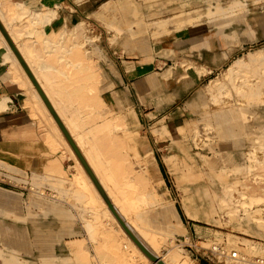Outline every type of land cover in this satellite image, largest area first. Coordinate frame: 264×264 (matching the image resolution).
Segmentation results:
<instances>
[{
    "label": "rangeland",
    "instance_id": "374dc122",
    "mask_svg": "<svg viewBox=\"0 0 264 264\" xmlns=\"http://www.w3.org/2000/svg\"><path fill=\"white\" fill-rule=\"evenodd\" d=\"M91 8L96 12L81 21L98 22L99 29L89 24L87 36L96 40L103 28L111 55L121 54L125 45L132 44L141 54V63L147 62L141 73L149 72L147 77L152 74L158 79L156 83L147 80L155 100L149 99L151 110L141 107L147 123L142 130L148 147L157 150L166 181L158 174L156 190L173 198L175 217L180 215L188 233L175 228L163 239H172V244L196 264L199 258L207 264H264V0H97ZM165 26L168 31L157 30ZM174 29L180 30V36L187 32L203 37L213 32L233 36L232 42L237 43L232 61L199 80L190 96L181 93L182 100L187 98L183 105H170L160 95L164 85L159 77L171 88L173 81L206 74L207 68L180 58L177 49L154 46L152 36ZM173 68L181 72L179 76L173 75ZM249 77L262 85L258 89L244 86ZM3 106L0 103V110ZM149 165L148 161L142 163L147 169ZM68 172L73 170L62 171L65 177L60 181H49L70 188H37L39 179L30 183L34 177L24 169L0 162V264L3 255L12 250L4 244L11 237L19 240V257L27 256L31 264H111L103 236L112 230L104 221L94 225L98 232L92 235L85 226L87 215L81 214L88 237L80 241L79 254L72 253L73 239L65 241L63 253L55 254L54 239L45 238V217L64 218L48 225L69 229L73 234V202L83 207L94 205L91 198L85 202L75 196L73 201ZM77 185L85 192L86 187ZM254 194L261 198L250 202L248 196ZM74 208L80 215V205ZM212 244L219 248L212 249ZM169 247V242H162L158 254L164 255ZM41 254H49L51 262H42ZM249 256L257 261H250L253 259ZM140 263L134 259L130 264Z\"/></svg>",
    "mask_w": 264,
    "mask_h": 264
},
{
    "label": "crops",
    "instance_id": "0c3cea01",
    "mask_svg": "<svg viewBox=\"0 0 264 264\" xmlns=\"http://www.w3.org/2000/svg\"><path fill=\"white\" fill-rule=\"evenodd\" d=\"M96 1L0 0V20L104 190L102 180L117 189L126 185L136 187L146 201L145 209L138 210V222L146 230L151 228L155 231L161 237V242H169L163 239L165 234L175 228L182 230V225L185 228L182 231L187 230L178 213L182 225L176 222V208H162L165 201L173 198L162 196L156 190L154 181L158 174L165 184L166 181L157 159V150L155 152L154 147H148L142 130L147 123L141 107L144 105L145 109L151 110L152 106H147L152 105L149 99L152 97L155 100L148 89L147 80L156 83L158 79L152 74L147 77L149 72L141 73L147 62L141 63L138 57L141 54L132 44L129 47L125 45L121 54L111 55L109 39L104 36L103 28L96 40L87 36V26L91 24L99 29V23H84L81 19L96 12L91 8ZM105 4L104 11L108 9ZM227 9L234 10L226 8L225 11ZM157 30L168 31L166 26ZM179 31L174 29L168 33H152L154 46L177 49L180 58H187L198 67L207 68V73L182 82L173 81L171 88L168 87L170 83L165 85L166 82L160 76L165 87H162L160 95L168 99L170 105H183L187 98L182 100L181 93L190 96L198 87L199 80L227 65L237 53V43L231 40L233 36H220L213 32L203 37L202 34L193 36L187 32L182 37ZM2 36L0 100L4 101L5 107L0 110V162L24 169L30 178L34 177L29 182L39 179L37 188L44 189L70 188L65 183L59 186L49 180L60 181L65 177L62 171L71 169L73 172L66 173V177L73 187V201L75 196H79L87 202L86 193L77 185L80 161L55 119L42 105L36 89V92L32 89L34 86L24 74L16 56L8 53L6 40ZM171 72L174 76L181 73L176 68L171 69ZM167 77L166 74L164 78ZM147 161L150 162L148 169L142 166ZM83 171L88 175L84 168ZM31 202L27 201L28 204ZM73 204L80 205V215L73 205V234L69 229H54L48 225L53 221H64V218L54 215L44 218L47 223L45 238L54 239L55 254L63 253L65 241L72 239L75 241L73 252H82L80 241L88 237L80 217L82 209L86 207L76 200ZM135 232L151 249L148 242ZM44 253L49 252L44 250ZM198 264L207 263L199 258Z\"/></svg>",
    "mask_w": 264,
    "mask_h": 264
},
{
    "label": "bare ground",
    "instance_id": "6f19581e",
    "mask_svg": "<svg viewBox=\"0 0 264 264\" xmlns=\"http://www.w3.org/2000/svg\"><path fill=\"white\" fill-rule=\"evenodd\" d=\"M1 32V31H0ZM2 33V32H1ZM0 35H3L1 34ZM4 37V36H2ZM5 38V37H4ZM6 40V39H4ZM6 42L8 53L12 56H16L14 52L12 51L11 47L9 46L8 42ZM17 58V57H16ZM15 58V59H16ZM18 60V59H17ZM19 61V60H18ZM20 63V62H19ZM21 64V63H20ZM22 66V65H21ZM238 66V65H237ZM240 66V65H239ZM23 68V67H22ZM24 69V68H23ZM227 70L225 76L228 75L227 72H229V69ZM24 70V74H25ZM27 74V73H26ZM25 74V75H26ZM224 76V77H225ZM26 77L29 78L28 75ZM30 79V78H29ZM214 79V78H212ZM210 79V80H212ZM31 81V80H30ZM32 83V82H31ZM243 85H251L250 87L252 89H258L260 85H262V82L255 80L252 77H249L247 81L243 82ZM34 84L32 83V87ZM35 91V86L32 88ZM37 91V89H36ZM35 91V92H36ZM38 91L36 92V94ZM46 94V93H45ZM38 98L40 99L42 105H44V108L46 109L47 106L44 103L42 97L37 94ZM47 96V95H46ZM48 98V97H47ZM49 99V98H48ZM50 101V100H49ZM0 103L3 104L4 101L1 99ZM52 104V103H51ZM48 109V108H47ZM49 111V109H48ZM50 112V111H49ZM51 114V112H50ZM52 115V114H51ZM53 117V115H52ZM54 118V117H53ZM56 121V120H55ZM57 123V122H56ZM58 125V124H57ZM59 126V125H58ZM60 128V127H59ZM61 130V129H60ZM62 131V130H61ZM63 133V132H62ZM64 135V134H63ZM65 136V135H64ZM66 138V137H65ZM67 140V139H66ZM69 143V142H68ZM71 146V145H70ZM72 148V147H71ZM73 149V148H72ZM74 151V150H73ZM75 153V152H74ZM76 154V153H75ZM77 156V155H76ZM78 158V157H77ZM168 159L171 160L170 155L168 156ZM79 160V158H78ZM77 161V160H76ZM80 161V160H79ZM78 163V162H77ZM81 163V162H80ZM82 165V163H81ZM81 165L78 163V166L80 167V174L78 175V183L82 187H86L85 192L86 198H91L93 201V207L92 205L89 204V207H86L85 209H82L83 211L82 214H86L87 220H85V226L89 230L90 234L95 235L97 229L94 227L95 224H99L100 221H104L105 225H108L109 228H111L112 231H115L112 233V231L107 230L110 234L107 236H103V244L107 246L108 249V254L107 258L108 261L111 262V264H130L133 262L134 259H139L141 261L140 264H158L157 262H153L140 248L139 246L133 241V239L129 236V234L125 231L123 226L120 224L116 216L113 214L105 200L103 199L102 195L98 191L97 187L93 183L92 179L90 178L89 175H86V173L83 171V168ZM83 166V165H82ZM85 169V168H84ZM86 171V170H85ZM88 174V173H87ZM103 185L105 186V189L109 196L112 199V203L119 213L121 217L124 219L125 223L129 226V228L133 231V233L137 236V233L135 230L138 232L139 235H141L147 242L148 244L154 248V249H149L147 245L139 240L155 255L159 256L165 264H195L190 257H188L186 254L182 253L176 246L175 244H172V239H168L170 243V247L168 248L167 254H164L163 256H160L157 252V249L160 247L162 244L161 242V237L157 236L158 234L153 231L151 228H147L146 230L140 222H138L139 219V213L138 210L145 209L146 206V201L145 197L143 196V193L139 191L136 187L133 185H126V186H120L119 189H117L114 185H108L104 180ZM250 202L260 199V195L254 194V196H248ZM256 198V199H255ZM110 199V200H111ZM245 201V199H243ZM221 202V201H220ZM224 202V200H223ZM246 202V201H245ZM225 205V203H223ZM257 204V203H256ZM139 208V209H138ZM162 208L165 210L167 208L174 209V202L172 199L165 201V204L162 206ZM119 209V210H118ZM101 215L103 217L97 218L94 217L95 215ZM175 214V212H174ZM123 215V216H122ZM176 215V214H175ZM174 215V216H175ZM133 226V229L131 225ZM176 222L178 224H181V220L176 216ZM6 225V224H5ZM7 226V225H6ZM184 226H181L182 230H185L183 228ZM6 228V227H5ZM9 228V227H8ZM42 228V227H41ZM44 228V227H43ZM106 229V228H105ZM6 230V229H5ZM10 230V229H9ZM37 231V230H35ZM39 231V230H38ZM186 233V232H185ZM187 234V233H186ZM188 237V236H187ZM5 245L8 244L12 250H9L7 254L3 255V261L2 264H31L29 260L26 258L27 256L20 258L19 257V240H17L15 237H11L9 239L8 243H4ZM28 244V243H27ZM17 245V246H16ZM73 245L75 246V241L72 242V253H73ZM212 249L217 250L219 247L217 244H212ZM48 248V247H47ZM42 249V248H41ZM26 250V249H25ZM45 250V249H44ZM42 251V250H41ZM46 251V250H45ZM155 251V252H154ZM223 251V250H220ZM23 252V251H21ZM20 252V254H21ZM47 252V251H46ZM224 252V251H223ZM28 253V251H27ZM79 254L80 252H76ZM2 254V253H0ZM26 255V254H25ZM221 255V254H220ZM44 256L42 259V262H49L50 260V255H40ZM56 256V255H55ZM59 256V255H58ZM106 256V255H105ZM79 257V255H77ZM251 259L252 256H249ZM37 258V257H36ZM38 259V258H37ZM257 261V259L254 261ZM260 260V259H259ZM262 263H264V260H261ZM51 262V261H50ZM261 263V262H260Z\"/></svg>",
    "mask_w": 264,
    "mask_h": 264
},
{
    "label": "water",
    "instance_id": "95a60500",
    "mask_svg": "<svg viewBox=\"0 0 264 264\" xmlns=\"http://www.w3.org/2000/svg\"><path fill=\"white\" fill-rule=\"evenodd\" d=\"M0 31L2 32L3 36L5 37L6 41L8 42L9 46L11 47L12 51L14 52V54L16 55L17 59L19 60V62L21 63L22 67L24 68L25 72L27 73V75L29 76L31 82L34 84L35 88L37 89L39 95L42 97L44 103L46 104L47 108L49 109V111L51 112V114L53 115L54 119L56 120L57 124L59 125L60 129L62 130L63 134L65 135L67 141L69 142V144L71 145V147L73 148L74 152L76 153L77 157L79 158L80 162L82 163L83 167L85 168L86 172L88 173V175L90 176V178L92 179L93 183L95 184V186L97 187L98 191L100 192V194L102 195L103 199L105 200V202L107 203V205L109 206V208L111 209V211L113 212V214L116 216V218L118 219V221L120 222V224L123 226V228L125 229V231L129 234V236L133 239V241L139 246V248L153 261V262H157L158 264H165L164 261L157 255H155L154 253H152L140 240L139 238L133 233V231L129 228V226L125 223L124 219L121 217V215L117 212V210L115 209L113 203L111 202L109 196L107 195L106 191L104 190L103 186L101 185V183L99 182L98 178L96 177V175L94 174V172L92 171V169L90 168V166L88 165L87 161L85 160L84 156L82 155L81 151L79 150L78 146L76 145L75 141L73 140L72 136L70 135L69 131L67 130V128L65 127V125L63 124L61 118L59 117V115L57 114V112L55 111L53 105L51 104V102L49 101V99L47 98L44 90L42 89L41 85L39 84V82L37 81L35 75L33 74V72L31 71V69L29 68L28 64L26 63L25 59L23 58V56L21 55L19 49L17 48V46L15 45L14 41L12 40V38L10 37L9 33L7 32L5 26L3 25L2 21L0 20Z\"/></svg>",
    "mask_w": 264,
    "mask_h": 264
},
{
    "label": "built area",
    "instance_id": "2783aa9c",
    "mask_svg": "<svg viewBox=\"0 0 264 264\" xmlns=\"http://www.w3.org/2000/svg\"><path fill=\"white\" fill-rule=\"evenodd\" d=\"M220 253H223V251H221Z\"/></svg>",
    "mask_w": 264,
    "mask_h": 264
}]
</instances>
